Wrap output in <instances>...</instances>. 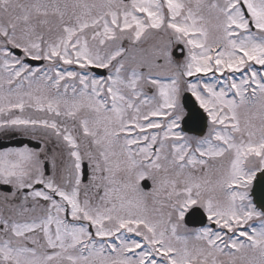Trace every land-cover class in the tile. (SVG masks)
<instances>
[{
  "label": "snow or ice",
  "instance_id": "obj_1",
  "mask_svg": "<svg viewBox=\"0 0 264 264\" xmlns=\"http://www.w3.org/2000/svg\"><path fill=\"white\" fill-rule=\"evenodd\" d=\"M254 65L264 0H0V130L55 138L0 151V264H264ZM185 93L209 122L195 142ZM194 206L219 230L190 233Z\"/></svg>",
  "mask_w": 264,
  "mask_h": 264
},
{
  "label": "water",
  "instance_id": "obj_2",
  "mask_svg": "<svg viewBox=\"0 0 264 264\" xmlns=\"http://www.w3.org/2000/svg\"><path fill=\"white\" fill-rule=\"evenodd\" d=\"M182 104L187 111V114L182 121L185 130H195L198 132H202L205 127V119L190 94L183 95ZM23 144H27L30 147L35 146L32 141L26 139H15L8 142L0 141V149L8 146H22ZM251 196L255 206L260 210L264 209V173H258L256 178L254 179L251 188ZM185 223L189 226L204 225L205 218L202 211L199 208L190 210L186 214Z\"/></svg>",
  "mask_w": 264,
  "mask_h": 264
},
{
  "label": "rangeland",
  "instance_id": "obj_3",
  "mask_svg": "<svg viewBox=\"0 0 264 264\" xmlns=\"http://www.w3.org/2000/svg\"><path fill=\"white\" fill-rule=\"evenodd\" d=\"M21 2H27V0H21ZM157 39H159V38H153V39H150L145 45H144V47H148L150 44H152V43H154V42H156V40ZM127 42H125V44H126ZM186 51V50H185ZM179 62H182V58L180 59V61ZM64 68H68V69H70V70H76V71H80V69L77 67V66H75V65H65V66H63ZM32 68H34V69H36V68H41V69H43L44 67L43 66H38V67H32ZM198 76H200L199 78L200 79H203V80H206V81H208V82H213V80L216 78V77H219L217 74H215V76H214V74L213 73H208V75L207 76H205L204 74L201 76V74H197V76H194V77H191V78H187V79H190V80H192L193 82H196L195 81V79H197L196 77H198ZM235 76L237 77V78H239L240 77V74L239 73H236L235 74ZM198 103V102H197ZM26 114H28V113H26ZM31 115H33V116H39V115H42V114H40V113H35V112H31L30 113ZM208 126H209V122H208ZM2 131H4V130H0V132H2ZM5 132L6 133H10V132H12L11 130H5ZM14 132V131H13ZM208 132H209V128H208V130H207V133L205 134V136H207L208 135ZM14 133H16V134H20V135H23L24 133H22V132H19V131H15ZM136 133H133V135H135ZM184 135V134H183ZM184 136H186V137H188V135H184ZM204 136V137H205ZM189 138V137H188ZM201 139H203V138H201ZM201 139H198L197 137H194V138H192L191 140H193V142H195V141H197V140H201ZM44 141H49V142H52L53 144L55 143V138L53 137L51 140H47V139H44ZM150 185H151V182H150ZM148 190H150V187H149V189ZM204 211V210H203ZM250 224H255V225H257V226H259V221L258 220H253V221H250L249 222ZM187 229V228H186ZM204 229V228H203ZM214 230H219V229H217L216 228V225L214 226V228H213ZM190 233H194V232H196V231H199V230H201V229H199V230H191V229H187ZM138 239V238H137Z\"/></svg>",
  "mask_w": 264,
  "mask_h": 264
},
{
  "label": "flooded vegetation",
  "instance_id": "obj_4",
  "mask_svg": "<svg viewBox=\"0 0 264 264\" xmlns=\"http://www.w3.org/2000/svg\"><path fill=\"white\" fill-rule=\"evenodd\" d=\"M44 65H46L47 63L45 62V63H43ZM256 66H258V68H260L259 70H264V68H262V66H260V65H256ZM3 132V131H2ZM0 132V137H4V135H5V133L3 132ZM37 138H38V140L40 141V143L44 146V141L40 138V135L39 134H37V136H36ZM35 137V138H36ZM31 138H32V136H31ZM47 144H48V147H49V149L51 150V148H52V145H53V143L52 142H47ZM49 171H50V169H49ZM150 187H151V185H150ZM1 191V190H0Z\"/></svg>",
  "mask_w": 264,
  "mask_h": 264
}]
</instances>
